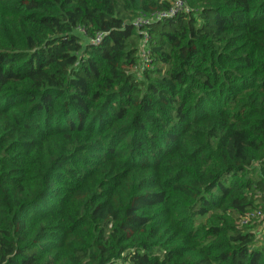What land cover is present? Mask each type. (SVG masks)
I'll list each match as a JSON object with an SVG mask.
<instances>
[{"label": "trees", "instance_id": "16d2710c", "mask_svg": "<svg viewBox=\"0 0 264 264\" xmlns=\"http://www.w3.org/2000/svg\"><path fill=\"white\" fill-rule=\"evenodd\" d=\"M170 1L0 0V264H264V0H185L141 68Z\"/></svg>", "mask_w": 264, "mask_h": 264}, {"label": "built area", "instance_id": "2783aa9c", "mask_svg": "<svg viewBox=\"0 0 264 264\" xmlns=\"http://www.w3.org/2000/svg\"><path fill=\"white\" fill-rule=\"evenodd\" d=\"M179 11H188V6L185 0H171L169 6L166 9H156L149 13L142 12L133 19L132 24L137 30L138 35L140 36L139 49L141 55V68L146 65L149 60V31L147 26L154 21H159L167 17H171ZM79 31L83 32V29L79 28ZM102 36L103 33H96L95 36L90 38L88 41L92 44H98L100 43ZM251 216L258 219V238L262 242L261 245L264 246V209L256 211L255 213L251 214ZM248 219L249 217L246 218V220Z\"/></svg>", "mask_w": 264, "mask_h": 264}, {"label": "rangeland", "instance_id": "374dc122", "mask_svg": "<svg viewBox=\"0 0 264 264\" xmlns=\"http://www.w3.org/2000/svg\"><path fill=\"white\" fill-rule=\"evenodd\" d=\"M260 244H262V242Z\"/></svg>", "mask_w": 264, "mask_h": 264}]
</instances>
